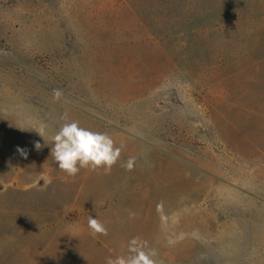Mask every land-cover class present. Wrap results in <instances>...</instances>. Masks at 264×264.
Returning <instances> with one entry per match:
<instances>
[{"label":"rangeland","instance_id":"rangeland-1","mask_svg":"<svg viewBox=\"0 0 264 264\" xmlns=\"http://www.w3.org/2000/svg\"><path fill=\"white\" fill-rule=\"evenodd\" d=\"M247 6L0 0V264H106L134 237L157 264H264V26L207 27ZM65 113L123 145L110 174L58 168Z\"/></svg>","mask_w":264,"mask_h":264},{"label":"clouds","instance_id":"clouds-1","mask_svg":"<svg viewBox=\"0 0 264 264\" xmlns=\"http://www.w3.org/2000/svg\"><path fill=\"white\" fill-rule=\"evenodd\" d=\"M63 92L60 89L53 90V100L60 101ZM62 120L65 122L58 128L51 137L54 146L51 148V157L58 163V168L68 176H75L83 169H91L96 171L103 168L104 174H110L113 166L121 157L123 145L117 147L112 137L106 132L92 131L80 126L78 121H68L67 113L64 114ZM44 140L46 144V126L41 125L35 130ZM43 145L39 141L35 142L36 150H41ZM21 155L26 158V151L17 149ZM135 157H129L128 160L121 165L126 170L131 171L135 166ZM162 207L157 205V210ZM134 214L130 213V217ZM88 228L91 235H108L105 225L98 220L89 216ZM147 242L142 241L139 237H134L128 242L127 256L120 255L115 258H108L106 264H157L153 258L154 253L145 251Z\"/></svg>","mask_w":264,"mask_h":264},{"label":"trees","instance_id":"trees-1","mask_svg":"<svg viewBox=\"0 0 264 264\" xmlns=\"http://www.w3.org/2000/svg\"><path fill=\"white\" fill-rule=\"evenodd\" d=\"M238 1L241 0H232V2L235 3ZM248 5L249 6L244 10L241 18H239L241 15L240 13L236 15L234 13L232 16L229 15L228 17L226 15L221 17L220 11V13H218L219 15L217 14L215 17L209 19L210 25L208 24L207 27L214 28L218 25L225 30L237 28L243 32V30L246 29H256L264 26V0H248ZM238 19H240V21H237ZM238 22L240 23L237 24ZM213 23H215L214 27L211 26Z\"/></svg>","mask_w":264,"mask_h":264}]
</instances>
